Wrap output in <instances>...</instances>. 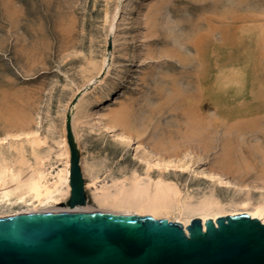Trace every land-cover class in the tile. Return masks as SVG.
Here are the masks:
<instances>
[{"label":"rangeland","instance_id":"374dc122","mask_svg":"<svg viewBox=\"0 0 264 264\" xmlns=\"http://www.w3.org/2000/svg\"><path fill=\"white\" fill-rule=\"evenodd\" d=\"M151 1L0 0V139L9 137L0 158L23 170L44 157L47 167L63 168L74 108L93 206L95 179L113 184L135 169L146 178L130 149L101 133L106 119L94 130L81 120L83 102L104 92L93 110L106 105L160 157L188 166L165 177L183 199L198 203L215 192L227 216L242 215L228 207L248 193L240 185L264 187V0ZM135 52L125 78L103 86ZM15 134L22 137L10 141ZM200 169L222 172L233 185H214L196 175Z\"/></svg>","mask_w":264,"mask_h":264},{"label":"water","instance_id":"95a60500","mask_svg":"<svg viewBox=\"0 0 264 264\" xmlns=\"http://www.w3.org/2000/svg\"><path fill=\"white\" fill-rule=\"evenodd\" d=\"M71 123L69 113V199L0 218V264H264V223L248 214L208 220L206 229L195 218L187 233L167 219L93 206Z\"/></svg>","mask_w":264,"mask_h":264},{"label":"bare ground","instance_id":"6f19581e","mask_svg":"<svg viewBox=\"0 0 264 264\" xmlns=\"http://www.w3.org/2000/svg\"><path fill=\"white\" fill-rule=\"evenodd\" d=\"M118 1L119 3L121 2V0ZM154 2L155 0H152L149 6L153 5ZM137 55V52H135L132 60L118 64L114 72L110 74L109 80L103 83V86L113 87L119 84L125 78L126 66L134 65ZM107 61L108 58L106 57L102 65ZM130 61L133 62L131 63ZM101 71L102 67L99 68L97 73L100 74ZM95 83H97V77L90 79L87 87ZM101 95L102 97L94 94L83 102L81 120H84L88 129L90 127L94 130L98 120L106 119L101 124V133L112 134L115 142L125 149H130L131 159L136 161L138 166L145 167L146 178L141 176L135 169L130 178L114 180L113 184L95 179L92 196L95 203L98 204V208L120 212H135V214L141 216L149 215L155 219L177 221L182 223L185 231H187V227L195 218L201 219L205 228V223L208 220H213L216 223L220 217L228 215L227 204H223L216 196L214 190L212 191L214 193H211L198 203H196L197 201L192 203L183 199L177 184L174 181L167 180L165 177L170 176L169 172L171 170L184 171L188 169V166L183 164L181 160L177 161L160 157L147 143L135 137L130 122L117 115L111 118V111L104 112L108 110L106 105L103 108L93 110V106L99 98L106 99L104 92ZM71 113L74 133L78 137L74 108ZM25 136L27 137L29 134H25ZM11 137L10 141L18 142L22 134H15ZM7 141H9L8 136L0 139V143H6ZM64 147L65 150L63 149ZM64 147L61 149L65 158L64 166L56 171L53 167H47L46 157L38 158V165L29 167L27 170L15 168V165L10 164L11 161H8V163L5 159L0 158V210H2L1 206L7 210L13 209L9 214H0V218L54 208L70 197L71 154L69 145H64ZM58 155L61 154L58 153ZM154 170H158V173H156L157 178L155 179L151 176L155 173ZM196 175L203 177L214 185H222L224 187L233 185V181L226 174L215 170L200 169ZM245 188H248L245 198L235 201L233 204L230 203L228 207L238 208L236 210L240 211L236 212V214H248L251 218H257L264 223V187L261 188L257 182H253L251 185H240L239 190L242 192ZM259 192L262 195L254 202L251 195ZM172 218H175V220Z\"/></svg>","mask_w":264,"mask_h":264}]
</instances>
